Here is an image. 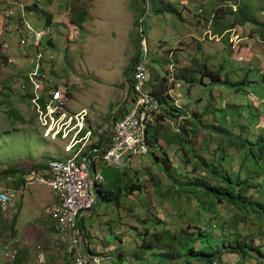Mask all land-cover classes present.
<instances>
[{
  "label": "rangeland",
  "instance_id": "374dc122",
  "mask_svg": "<svg viewBox=\"0 0 264 264\" xmlns=\"http://www.w3.org/2000/svg\"><path fill=\"white\" fill-rule=\"evenodd\" d=\"M6 1L10 3L6 4ZM243 1L252 7L254 20L264 24V0ZM34 4L49 12L54 23L53 46L48 52L54 57L55 72L48 76L45 74L44 69H48L50 55L41 57L39 68L35 72L36 80L41 81V92L47 98L49 95L44 89L52 90V95H55L53 100L62 98L64 91L66 96L69 92L70 97L62 100L61 108L66 111V116L80 110L84 113L87 111L85 125L91 134V140H83V148L90 141H96L92 134L100 135L98 139H102L101 134L110 128L111 116L121 105L125 103L121 116L127 110L133 94H128L126 74H129L136 63L145 64L148 75L152 68L159 77H163L166 75L165 69L172 65L171 60L174 58L177 59V67L189 68L193 58L199 66L198 72L191 77L194 84L186 81L172 82L174 88L170 95L175 100V105L183 107L186 115H201L204 122L217 124L224 131L223 136L202 131L197 143H201L204 149L199 152H204L206 146H209L211 149H208L209 155L206 158L215 156L214 163L225 165L229 171L230 165L236 167L243 155L242 151L234 153L230 148L234 139L238 142L239 138L251 142L250 157L252 153L260 152L258 146H264V42L255 32L256 27L250 24L236 27L231 34L227 33L231 40L215 36L212 19L208 17L209 11L211 15L209 4L216 5L215 1L52 0L48 5L44 0H0V51L8 59L6 64H2L3 60L0 58V172L9 166H29L36 162L47 165L50 160H65L70 157L64 151L69 139L60 140L55 137L52 140L50 136L44 137L43 129L35 118L34 106L30 99L22 98L20 85L22 78L30 74L29 61L22 57L23 47L18 45L21 35L14 31L15 22L2 18L8 6L12 5V16H21L27 20L25 27L42 31L46 25L44 18L35 11L26 14L24 9ZM161 9L162 12L157 11ZM81 10L86 11L85 22L81 29H77L70 19ZM199 10L202 12L199 13ZM26 16L29 17L25 19ZM141 48L144 52L138 58ZM31 53L30 46H25V54ZM204 66L214 73L213 77L205 74ZM173 71L174 69L169 74ZM216 74L220 76L219 79ZM33 76L30 75L33 82H36ZM145 90L147 91L146 88ZM149 99L153 104L150 110L148 108L152 115L157 110V102L150 97ZM138 101L148 103V100ZM164 124L167 125L168 122L165 121ZM86 128L81 130V137L87 135ZM213 140L215 142L210 146ZM98 142L99 140L96 143ZM239 145L238 143L237 146ZM85 149L89 152L91 147L87 146ZM261 150L264 159V148ZM148 151L146 156H136L122 168H129L127 171L130 174L138 173L141 182L147 179L144 168L159 176L157 167H162L161 164L151 163L153 157L150 146ZM163 151L170 155L168 145L159 139L154 152L160 156ZM169 159H172V155ZM95 161L99 166L98 159ZM173 161L174 165L178 163L177 158ZM262 165L263 171L256 175L255 181L264 179V163ZM98 171L105 176L101 167ZM39 176L35 177V181H28V178L25 186L14 190L12 183L15 178H0V191L6 192L3 195L7 196L4 198L0 195L2 202L5 201L4 205L0 203L3 209L0 230L9 229L11 217L18 214L13 235L15 252H11L8 247H0V264H11L15 254L19 255V264H73L66 255L68 241L61 240L52 230L53 223L60 222L55 216L59 204L49 187L39 182ZM130 198L139 208L135 207L129 212L127 209L131 207L132 201L127 200L120 201L115 206L114 203L99 201L93 213L84 216L82 231L84 240L90 245V251L109 257L104 259V264H183L181 261L176 263L164 259L153 249L135 250V243L139 244L140 241L130 226L140 231L144 228L159 231V225L154 226L152 221L144 222L149 213L161 218L171 230L178 232L191 222L187 218L196 220L199 216L202 217V209H198L196 214L193 210H187L183 203L175 206L167 197L160 201L152 190L141 196L133 194ZM180 211H183L184 217H179ZM246 217L247 226L252 231H257V220L251 215ZM207 220L208 218L202 217L198 221V227L203 226L210 232L212 227ZM213 225L217 226L218 222L213 220ZM240 234L241 237L247 235L246 232ZM116 235L120 236L119 240L115 239ZM55 237L56 241H52ZM241 237L237 236L239 240H242ZM120 251L122 259L116 257ZM132 251H136L137 258L131 256ZM240 260L242 259L237 255H227L221 264H243ZM254 262V259H247L244 264Z\"/></svg>",
  "mask_w": 264,
  "mask_h": 264
},
{
  "label": "trees",
  "instance_id": "16d2710c",
  "mask_svg": "<svg viewBox=\"0 0 264 264\" xmlns=\"http://www.w3.org/2000/svg\"><path fill=\"white\" fill-rule=\"evenodd\" d=\"M44 1L48 5L52 3V0ZM213 1L216 2L218 7H216V5L210 6L209 4L211 15L209 11L208 17L213 15L212 25L213 34L215 36L217 35L221 37V39L228 41L229 35L225 32L235 29L236 27H244L246 24H250L256 27L255 32L264 42V24L257 23L254 20L252 7L247 2L243 0ZM207 2L211 3L212 0L211 2L207 0ZM8 3L10 2L6 1V4ZM232 6H234V10H232ZM8 9H12V5L8 6L2 18L11 23L15 22L14 31L23 36L25 34L24 28L28 31V27L27 29L25 27L27 20H24L21 16H6V11ZM24 9L26 14L29 13V11L39 13L44 18L45 24L52 23V15L43 9H39L37 4L24 7ZM157 11L162 12V9ZM203 14L205 15V13ZM85 16L86 11L81 10L76 13L74 18L70 19V22L75 25L77 29H81L85 22ZM28 17L29 16H26L25 19ZM224 33L227 35H224ZM27 43L32 44L29 39ZM18 45L20 46V43H18ZM25 46H30V49L33 51L41 49L43 53V51H47L46 47H52L53 44L51 40L46 43L43 40L41 46L40 44L37 47H32V45ZM1 49L0 42V50ZM198 49L199 48H197V52H199ZM22 57L28 60L25 51ZM0 58L3 60L2 64L7 63L8 59L1 55V51ZM40 61L41 60L38 59L37 64H39ZM171 61L173 63L165 69L166 75L163 77H159L151 69L148 75L147 70L148 80L145 86L149 94L158 102V112L153 111L151 118L147 122L149 128L147 131L146 127L147 137H145V139L151 148L150 153L153 157V162L151 163L162 165V167H157L160 175H155L148 168H144V175L147 176V179L141 182L139 174H130L127 171L129 168L117 170L103 167L102 170L105 172V176L101 183L102 185H98L96 189L97 201H95L89 214L93 213L99 201L103 203H114V206L119 205L120 201L123 200L132 201L131 207L127 209L131 212V210L136 209L135 207L138 205L130 197L133 194L141 196L152 190V192L156 194V198L160 201L167 197L175 206H180V204L183 203L187 210H193L196 214L198 213V209H202V217L208 218V225H211L212 230L207 232L205 227H198V221L202 219V217L199 216L196 220L187 218L188 220L190 219L191 222H188L186 228H181L178 232L173 231L161 218L151 216L147 213L144 222L152 221L154 226L159 225V231L155 228L154 231H150V229L146 228L140 231L138 228L130 226L132 230H135L136 236L139 238L138 241L141 243V245H139L140 243H135V250L151 251L153 249L158 251L164 259H170L176 263L181 261L183 264H191L190 261L202 264H221L222 259L224 256L227 257V255H237L242 259L240 261L243 264L247 259L250 261L254 259L256 262H254V264H264V179L259 180L257 178L258 180H254V178L257 177L256 175H259L262 170L264 159L261 149L264 148V146H258L260 152L258 154L252 153L250 157L249 153L252 152L251 142L247 139L242 141L239 138L240 142L234 139L232 142L233 146L231 145L230 148H232L234 153L242 151L243 155L236 167L230 165L229 171L226 169L225 165H217L214 163L216 161L215 156L206 158V156L209 155L208 149H211L209 146H206L207 148L204 152H199V150L204 149L201 143H197V138L199 139V134L202 131H209L210 133L220 136H223L224 131L217 124H208L204 122L201 115H186L183 107L175 105V100L170 95V91L174 88L172 82L186 81L191 85L194 84V80L191 77L194 73L198 72L199 66L194 58L192 62L189 63V68H185V66L177 67V59L175 58ZM47 66L48 68H53L54 59L49 62ZM204 68L205 74L211 77L214 76L213 72L208 71L205 66ZM173 69V73L169 74ZM215 76L217 79L220 77L217 74ZM25 81L27 86L25 87L26 91H23L22 98L30 99L31 101L36 93L33 91L28 74L26 78L25 76L22 78V85H26ZM55 89L57 91L56 87ZM128 91H131L129 87ZM38 93L40 97L38 103L42 106L46 97L41 92V85ZM54 97L55 95H52V98ZM63 97L61 98V102L58 103L61 108L63 107ZM69 97L68 92L67 99H69ZM122 110L123 107H120L118 112L111 116V124L118 120V115H121ZM156 112L157 115L155 116ZM9 113L12 112L10 111ZM165 121L168 122L167 125L164 124ZM106 136L107 132L102 134V139L99 140V144L97 143V148L101 149L103 147ZM159 139H162L163 142L168 145L172 159H169L170 155L167 151H163L160 156L154 152ZM203 140H206V138H203ZM214 142V140L211 141L210 146ZM238 143L240 144L239 146H237ZM214 145L216 146V143ZM78 146L80 147L81 145ZM87 146L91 147L90 151L97 154L98 149L96 148V141H90L84 149ZM160 150H162L161 147ZM85 151L87 152L86 149ZM175 158L178 160L176 165L173 164ZM253 163L259 168L253 165ZM45 171L46 165L37 162L32 163L30 166L14 165L2 170L0 172V178H15L12 183V189L14 190L20 186H25L28 178V181H32L37 175H45ZM178 171H180V173ZM212 208H214L215 211H213ZM2 211L3 209L0 206V218ZM183 214V211H180L179 217H182ZM17 215L18 214L15 213L11 217L9 229L2 228V230H0V247H8L11 252H15L13 246L16 244L13 235L16 230ZM247 215H251L257 220V231H252L247 226ZM84 218H81L79 221V231L82 234V241L75 250L78 251L80 249L79 256H86L88 258L87 264L90 262L92 264H101L100 259L94 253L91 254L90 252L92 251H88L90 245L88 246V242L84 240L85 235L81 230L84 225ZM213 220L218 222L217 226H212ZM52 230L59 234L56 228H54V223ZM215 230H217V232ZM241 232H246L247 235L241 237ZM237 236L241 237L242 240H239ZM115 239L119 240L120 236L116 235ZM8 241H10V243H8ZM75 250L68 252L69 250L66 249V253L69 255ZM131 256L137 258L136 251H132ZM116 257L122 259V252L120 251ZM19 262V255L15 254L12 263L19 264ZM74 262L77 264V259H75Z\"/></svg>",
  "mask_w": 264,
  "mask_h": 264
},
{
  "label": "bare ground",
  "instance_id": "6f19581e",
  "mask_svg": "<svg viewBox=\"0 0 264 264\" xmlns=\"http://www.w3.org/2000/svg\"><path fill=\"white\" fill-rule=\"evenodd\" d=\"M27 27L29 31V26H26V29ZM49 37L50 35H44V38H49ZM38 44L41 43H35V47L38 46ZM37 68H39V64L37 65ZM139 70H143L144 72V68L142 65H139ZM33 79L36 82H33L31 77L29 78L30 83L32 84L33 87V91L36 94L33 97V99H31V103L36 111V115H35L36 121L43 129L44 132L43 136L44 137L50 136L52 140L55 137H57L60 140H64L66 138L69 139V142L64 147V151L66 153H69L70 157L66 158L65 160H61V159L53 160V161L50 160V162H48V164L46 165L45 175H40V176L37 175L36 177L39 176V182L44 183L49 187V189L53 193L54 198L57 200V204H59V209L55 211V216L60 219V222L59 224L56 225V228L57 231L59 232L60 237H62V240L68 241L67 249L69 250L68 252H70L71 250L77 249V246L80 245L82 241V234L79 231V221L81 220V218H83V213L84 216H86L91 211V208L95 204V201H97L96 189L98 188V185L102 183L104 178V177L95 178L92 181L91 178L92 161H95L96 159L98 160L103 159V157L106 154L110 153V142H107V145L106 147H104L103 152L101 154L98 153L96 154L93 153L92 151L86 152L85 149L82 148L83 147L82 141L91 139V137H89L91 136L90 132L89 130H87L85 125V118H88V116L86 115L87 112L85 110H83L85 111V113L80 112L82 111L80 110L77 113L66 116V113H64L66 111L62 110L61 107L58 105V103H56L55 106H57L60 110L55 107L54 110L51 111V109H48L46 107L49 104V98L47 97L45 99L44 104L41 106L38 103L40 100V97L38 95L40 84L36 80V74L33 76ZM150 107L151 106H148V103H145L143 101H137V103L132 104L130 108V118H132L133 120L134 127L137 128V136H139L138 148H140L141 151L127 152L125 157L122 158V161L119 164H113V168H122L126 164H128L132 158L136 156L140 157L141 155H145L148 153V145L145 137H146V127H148L147 122L151 118V111H149ZM122 125H123V118H120V120L117 121L110 129H118ZM84 127L86 128L85 131L87 135L81 137L80 136L82 133L81 130ZM78 145L81 146L79 147ZM66 163L68 165L76 164L78 169H82L84 171L83 189L85 191L86 207L88 208L85 212H84V203L75 204V207L73 209L67 206V196H66V191L68 189L67 176L61 172L53 173V170L49 169V167H51L54 164L55 166H62L63 164ZM33 180L35 181V177L33 178ZM3 193L5 192L1 191L0 195H2L4 198L7 197L6 195H3ZM0 203L4 205L5 201L2 202V198H0ZM88 251L90 252V248L88 249ZM79 252L80 249L78 251L75 250L74 252H72L75 254V257H77L76 258L77 264H87L88 258L86 256L80 257ZM90 253L92 254V252ZM68 258L70 259L71 256L70 257L68 256ZM72 261L73 264H75L74 260ZM89 264L92 263L90 262Z\"/></svg>",
  "mask_w": 264,
  "mask_h": 264
},
{
  "label": "built area",
  "instance_id": "2783aa9c",
  "mask_svg": "<svg viewBox=\"0 0 264 264\" xmlns=\"http://www.w3.org/2000/svg\"><path fill=\"white\" fill-rule=\"evenodd\" d=\"M13 12L11 9L6 11V16H12ZM23 33V31H22ZM24 35L21 36L20 46L23 47L25 51V45H32L35 47V43H42L44 40V35H50V27L46 26L42 31H35L32 27L29 26V31H24ZM31 40L32 44L27 43V40ZM29 61L30 66V75H35L37 71V57H44L42 51H33L32 54H26ZM52 60V56L48 57L49 61ZM143 70H139V64L136 65V69L133 73V79L135 81V90L137 92V96L133 100V103H137L138 100H148V106H153L150 102L148 95H143L141 91V86L143 83ZM41 83V81H39ZM47 95H49V104L46 106L51 111L54 110L55 104L61 102V97L59 100H52V90L44 89ZM64 93L62 94V97ZM132 103V104H133ZM156 108V107H155ZM143 113V110H142ZM123 125L118 129H110L108 132V142H110V153L106 154L103 159L98 160L99 164L113 168V164H119L122 161V158L125 157L126 153L129 151H141L138 148V139L137 136V128L134 127L133 120L130 118V109L122 116ZM151 123V122H150ZM90 158V156H89ZM49 169L54 172H61L67 176L68 179V189L66 191L67 196V206L69 208H74L77 203H84V212L88 209L86 207L85 201V191L83 189V176L84 171L82 169H78L77 165H68L63 164L62 166L52 165ZM92 181L95 178H102L101 171H98L97 161H92V171H91ZM56 183V182H55ZM57 184V183H56ZM84 218V213H83ZM59 224V222H58ZM57 230V228H56ZM99 259L100 263L104 264L105 256L95 254ZM68 256H71V259L75 261L77 257H75L74 253H70Z\"/></svg>",
  "mask_w": 264,
  "mask_h": 264
},
{
  "label": "clouds",
  "instance_id": "9594fccd",
  "mask_svg": "<svg viewBox=\"0 0 264 264\" xmlns=\"http://www.w3.org/2000/svg\"><path fill=\"white\" fill-rule=\"evenodd\" d=\"M202 12V10H199V13H201ZM211 17V19L213 18V15L212 16H210ZM213 20V19H212ZM46 26H49L50 27V37L49 38H47V41L49 42L50 40L52 41V27L54 26L53 25V22L51 23V24H46L45 25V27ZM235 29H232V30H229V31H227L226 33H233V31H234ZM204 36H205V33H204ZM209 37V36H208ZM210 38V37H209ZM229 40H231V38H230V36H229ZM46 41V42H47ZM142 41H143V39H142ZM45 42V43H46ZM232 44V43H231ZM233 46V45H232ZM50 47H46V49H47V51H43V54H44V56H46V55H51L49 52H48V49H49ZM140 51V52H139ZM138 51V58L140 57L141 58V53H142V51L144 52V50H142V48H141V50H139ZM46 52V53H45ZM52 56V55H51ZM54 59V57L52 58V60ZM51 60V61H52ZM171 60V59H170ZM51 61H49V62H51ZM138 64H140V63H136L133 67H132V69L130 70V72H129V74L127 73L126 74V85H127V87H129V90H131V91H128V94L130 95V94H133V97L130 99V105L127 107V110L124 112V114L131 108V106H132V103H133V100L135 99V97L137 96V92H136V90H135V81H134V79H133V73H134V71H135V69H136V65H138ZM142 66H143V68H144V80H143V83H142V86H141V91H142V93H144V94H147L150 98H152L153 100H155L156 102H157V100L154 98V97H152L150 94H149V91H148V89H147V91L145 90V86H146V81L148 80V77H147V69L145 68V64H142ZM151 70H153L152 68H150ZM45 70V74H47V76L48 75H50L51 73H53L54 72V68H48V69H44ZM128 75V76H127ZM25 78H26V75H25ZM25 83H26V81H25ZM27 86V83H26V85H20V88H21V90L22 91H26V87ZM53 88H55V87H53ZM171 92V91H170ZM64 93V96L65 97H63V100H66L67 99V96L65 95V91L63 92ZM172 97V96H171ZM124 106H125V103L123 104V105H121L120 107H123V109H124ZM178 106V105H177ZM119 107V108H120ZM118 108V109H119ZM118 109H117V111L115 112V113H117L118 112ZM87 112V111H86ZM157 112H158V102H157ZM157 112L155 113V116L157 115ZM88 114V113H87ZM122 114V113H121ZM123 114V115H124ZM122 115V116H123ZM122 116L120 115L119 117H118V120L117 121H119L120 120V118H122ZM155 116H154V118H155ZM154 118H153V120H154ZM111 119V118H110ZM152 120V121H153ZM116 121V122H117ZM115 122V123H116ZM115 123H112L111 124V126H110V128L115 124ZM152 123V122H151ZM109 128V129H110ZM148 128H149V125H148V127H147V131H148ZM108 132H109V130L107 131V136H106V139H105V144H104V146L100 149V148H97V146H96V148L98 149V154H101L102 152H103V149H104V147H106V145H107V142H108ZM98 134H101V133H99V132H97ZM92 136H95L96 137V140H98V138H99V136L100 135H92ZM146 137H147V134H146ZM148 143V142H147ZM148 147H149V145H148ZM149 153V152H148ZM147 153V154H148ZM144 156H146V155H144ZM141 157H143V156H140V158ZM131 162V161H130ZM127 165V164H126ZM103 168V167H105V166H103V165H101V164H99V166H97V168ZM110 168V167H109ZM123 168V167H122ZM122 168H118L117 170H121ZM111 169H114V168H111ZM84 228V227H83ZM82 230V229H81ZM60 236V235H59ZM62 240V239H61Z\"/></svg>",
  "mask_w": 264,
  "mask_h": 264
},
{
  "label": "crops",
  "instance_id": "0c3cea01",
  "mask_svg": "<svg viewBox=\"0 0 264 264\" xmlns=\"http://www.w3.org/2000/svg\"><path fill=\"white\" fill-rule=\"evenodd\" d=\"M53 25H54V23H53ZM54 72H55V71H54ZM54 72H53V73H54ZM66 156H68V155L66 154ZM68 157H69V156H68ZM31 164H32V163H31ZM31 164H30V165H31ZM30 165H29V166H30ZM27 183H28V182H27ZM53 198H54V197H53ZM55 201H56V200H55ZM54 228H56V224H55V223H54ZM53 231H54V230H53ZM54 232H55V231H54ZM55 233H56V232H55ZM58 236H59V234H58ZM59 237H60V236H59ZM56 239H57V237L53 238L52 241H53V240L56 241ZM60 239H62V237H60Z\"/></svg>",
  "mask_w": 264,
  "mask_h": 264
}]
</instances>
